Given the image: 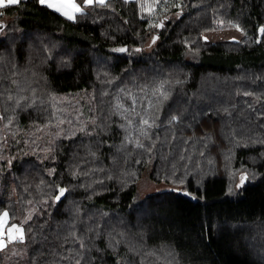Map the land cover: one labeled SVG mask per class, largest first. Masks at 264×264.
<instances>
[{"label":"trees","instance_id":"trees-1","mask_svg":"<svg viewBox=\"0 0 264 264\" xmlns=\"http://www.w3.org/2000/svg\"><path fill=\"white\" fill-rule=\"evenodd\" d=\"M84 6L0 7V213L35 209L28 264H264V0Z\"/></svg>","mask_w":264,"mask_h":264},{"label":"snow or ice","instance_id":"snow-or-ice-1","mask_svg":"<svg viewBox=\"0 0 264 264\" xmlns=\"http://www.w3.org/2000/svg\"><path fill=\"white\" fill-rule=\"evenodd\" d=\"M21 0H0V7H4L7 5H16L19 4ZM39 3L42 5H46L49 8L54 9L55 11L61 13L63 16L69 18V19H75L77 14H83L85 9L82 7L79 3L76 2V0H39ZM94 3H98L100 5H106V0H83L84 5H92ZM146 11L151 12L153 9L151 7L147 8ZM182 14L178 13V15ZM163 27V24L160 25ZM7 27V25L4 24V22L0 21V30L3 28ZM240 31H243V29L240 28V26L237 24L235 25ZM258 31L264 35V26H260ZM158 39V37L153 36L152 42L155 43V41ZM203 39L205 41L208 40L207 36H203ZM235 40V38L233 37ZM113 51L119 52V53H126L129 51L127 46L119 47L114 49ZM135 51L139 52L142 51V49H135ZM51 55V53H49ZM13 84L16 83L15 80L12 81ZM177 83H180V81H177ZM159 95L163 98V100H167L169 98V94L167 92H164L162 89L159 92ZM245 95H251V93H245ZM9 100L12 99L11 96L8 97ZM20 99H24V97H20ZM17 104H19V100L17 101ZM151 106V104H150ZM172 120H179V117L173 116ZM131 123V121H129ZM143 125H148L149 121L148 120H143L142 121ZM123 127V126H122ZM83 130V129H81ZM147 135V133H144ZM75 135V133H73ZM260 143H264V141H257ZM137 146L143 148L144 145L139 142V140L136 141ZM149 153L152 152V148L149 147L147 149ZM9 165L12 163L11 160L8 161ZM139 163V161H138ZM73 175H76L75 172L72 173ZM248 178V174L242 173L240 176V183L236 186L237 188H240L242 185H244L245 180ZM254 178V177H253ZM179 182L181 184L184 183L183 179H180ZM57 194L52 198L53 202H61L62 199L66 198V194L69 192V189L65 187H60L59 185L55 186ZM232 190L229 189V192ZM191 195V193H189ZM149 199L151 198L150 196L148 197ZM134 203L136 202V198H133ZM140 203H143V201H140ZM9 219V213L7 210L3 211L0 213V251L5 250L9 244H12L14 242H20L23 243L26 239L25 234H24V228L21 225L18 224H11L8 225L7 221ZM28 219H31V216L28 217ZM29 231H31L29 229ZM72 235L75 236V233ZM76 239L79 241V247L80 249H86V244L84 243L83 240H81L78 236ZM118 243V242H117ZM15 255H21L22 253H14ZM76 256L79 257V259H75L74 257H65L64 259H75V264H82V260L84 259V254L82 252H77Z\"/></svg>","mask_w":264,"mask_h":264},{"label":"rangeland","instance_id":"rangeland-1","mask_svg":"<svg viewBox=\"0 0 264 264\" xmlns=\"http://www.w3.org/2000/svg\"><path fill=\"white\" fill-rule=\"evenodd\" d=\"M76 2L79 3L80 5L83 4V0H76ZM233 37L235 38V40L241 39L242 32L235 27H229L224 30L216 31L209 35V39L212 41L229 40V39H233ZM163 187L164 185L152 183L146 176L142 181L140 191L142 194H147L162 190ZM34 214H35V209L32 208L29 210L27 216L25 217V219L22 220V222L15 224L21 225L24 228V224L30 220L28 219V217L31 216L32 218ZM7 224L11 225L9 224V219L7 221ZM0 252L4 259L5 264H28L27 250L24 242L23 243L14 242L12 244H9L5 250ZM14 253H22V254L15 255Z\"/></svg>","mask_w":264,"mask_h":264},{"label":"crops","instance_id":"crops-1","mask_svg":"<svg viewBox=\"0 0 264 264\" xmlns=\"http://www.w3.org/2000/svg\"><path fill=\"white\" fill-rule=\"evenodd\" d=\"M83 7H84V5L83 4H81Z\"/></svg>","mask_w":264,"mask_h":264}]
</instances>
